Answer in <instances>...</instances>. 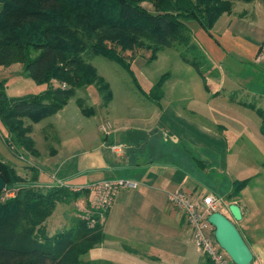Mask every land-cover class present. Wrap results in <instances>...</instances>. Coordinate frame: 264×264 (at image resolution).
Masks as SVG:
<instances>
[{"label": "trees", "instance_id": "1", "mask_svg": "<svg viewBox=\"0 0 264 264\" xmlns=\"http://www.w3.org/2000/svg\"><path fill=\"white\" fill-rule=\"evenodd\" d=\"M234 1L0 0V66L22 62L30 77L48 83L40 93L10 97L0 79V120L6 129L3 138L7 145L16 154L15 148L37 154L32 123L57 113L85 85H95L105 103L111 102L110 84L89 61L91 55L103 56L133 73L126 51L151 50L154 59L162 49L180 47L182 59L197 69L210 91L207 77L213 73V64L196 43L188 22L195 19L211 31L224 13H231ZM143 2L152 4L153 9ZM169 75H162L149 91L135 81L149 101L161 106ZM77 103L85 115L93 114L86 101L79 98ZM238 103L258 113L264 135V109L255 102ZM26 119L31 121L28 125ZM136 149L133 147V151ZM194 160L208 169L209 161L196 156ZM34 172L33 186L20 185L26 181L24 177L0 159V177L6 182L0 193V264H100L82 257L104 241L105 222H100L98 213L92 217L93 225L77 216L70 227L50 235L45 223L57 204L76 199L81 192L75 194L65 187L41 188L36 185L38 171ZM249 182L235 180L226 199L236 200ZM10 193L14 196H8Z\"/></svg>", "mask_w": 264, "mask_h": 264}, {"label": "rangeland", "instance_id": "2", "mask_svg": "<svg viewBox=\"0 0 264 264\" xmlns=\"http://www.w3.org/2000/svg\"><path fill=\"white\" fill-rule=\"evenodd\" d=\"M143 5L149 9H153V5L148 2H143ZM229 20L231 21L229 22ZM188 24L195 34L196 43L205 51L207 55L206 59H209L213 64V73L206 72L207 74L209 73L207 77L208 88L212 92L219 88H225L226 90H223L222 93L227 92L232 95L229 99L230 102L222 99L221 96L213 101H208L204 79L194 66L182 59L180 47L162 49L154 59H151L153 55L151 50L136 49L134 51H126L125 56L132 63L131 69L133 73L122 65L103 56L91 55L89 56V61L110 84V89L113 93L111 102L109 104L105 103L104 97L99 93L95 85H85L77 90V96L68 100L63 110L52 115L53 117L50 116L55 121V125L50 124L48 127L44 125L46 122L45 118L43 119L44 121L42 120V126H45V128L42 129L40 125L41 127L34 128V133L39 135V145L41 144L40 149L42 152H46L47 150L44 147H52L54 145L57 148L58 146L55 144L57 138V132L55 131L57 130L49 127H58L60 123L63 124V121L60 120L65 118L71 122L73 115L80 112L77 103V99L79 98L93 107L98 116H103V121L100 119L98 123V127L102 126L101 129L103 131H110L114 128L113 119L118 118V122H138L142 118L148 120L153 117L152 114L155 115L156 113L155 117L159 119V127H164L172 135L171 137L180 140L177 143L194 146V153L196 155L201 158H207L211 162L207 175L204 172L202 173L209 178L208 184H204L203 176L189 174L190 181L198 185L197 193L194 195L199 196L203 193H212L209 188L211 185L214 186L217 193H220V190L229 189L232 181L235 179H250L249 184L244 188V196L246 203L254 211V215L250 221L241 219L236 220V222L239 225H243L249 221L251 230L254 229L255 223H259L261 228H264V202L262 201L263 197L260 198L261 195H264V135L260 130L261 118L255 110L239 107L232 103L234 102L233 96H235L236 90L243 89L248 93L258 92L260 100L255 101L251 98V101L264 109L263 0H254L253 2L234 1L231 13H224L211 31H206L195 19L189 20ZM229 41H233V44L238 41L240 44L235 49V47L229 45ZM255 47L257 48L256 55L252 57L245 54L247 49L252 50ZM204 67L208 69L209 65H205ZM165 73L170 75L164 83L165 95L161 106H159L149 101L142 94L136 81L143 89L149 91ZM0 79L4 80L6 92L10 97L37 94L48 87V83L37 82L30 77L22 62L1 65ZM53 85L57 86L58 84L53 82ZM250 96L252 97V95ZM242 97L247 98V96ZM247 99L250 100V98ZM170 100L175 103L177 109H175V106L169 107ZM190 105H194L205 115L210 114L213 108L221 114L228 116L223 117L225 125L219 127V135L214 136L207 131L204 133L198 132L196 127L200 123H204L201 120L202 118H195L193 115L198 113H187L185 118L191 122L193 121V123L192 125L183 124L177 112L181 116V114L189 110ZM81 114L83 113L81 112ZM97 115L95 116L96 119L98 118ZM84 117L77 116L78 119H82L81 124L86 125L87 120L95 122V118L88 119ZM229 117L236 119L238 122L229 123ZM30 122V120L26 119L27 125ZM79 122L80 120L77 121V123ZM34 124L32 123V126ZM234 124H237L239 127L234 126ZM68 125L77 126L74 122ZM98 127L92 125L89 129V133L95 131L98 138L91 142L83 141L84 145L81 143L77 153L72 158L58 159V166L52 165V162L57 159L49 161L43 165V170H40L39 179L49 184L54 183L56 179H63L62 183L65 185L56 183L55 185L41 188H45L46 190H56L63 187L71 189L72 186L84 187L93 181L103 179V171L89 166V160L87 159L103 154V143L107 139L104 133H102L103 131L101 132ZM44 133L48 135V137L45 136L47 138L45 139L46 141L43 138ZM73 133H77L76 130ZM120 134V132L118 134L116 132V143L121 144L127 154L129 149L132 152L133 147L125 145L120 141ZM4 135H6V129L0 120V153L2 154H0V159L12 165L17 173L24 177L26 181L20 185L33 186L30 184L35 174V168H32L33 164L23 159V149L15 148L19 156L16 155L7 145L3 138ZM142 145L138 149L144 150L147 146L146 143H142ZM155 145L158 148L162 146L159 140L155 142ZM205 147L214 148L218 155L205 154ZM66 151L67 149L62 153H66ZM27 154L32 155L29 152ZM186 157L191 163L192 158L189 155H186ZM75 163L78 164L76 169L74 168ZM190 166L194 167V164H190ZM27 180L30 181L27 182ZM255 189L261 193H257ZM82 190H73V192L76 194V192L78 193ZM10 196H14V194L12 193ZM220 201V210H222V208L226 207V200L223 196H220ZM71 208L72 200L64 199L60 201L53 215L47 219L48 222L46 221L48 223L46 224L47 229L51 232H57L58 230H64L63 228L70 227L69 216L73 215L72 218H75L73 209ZM77 213L78 216L79 212ZM229 218L233 220V217L229 216ZM252 232L256 233L254 230ZM185 235L187 237L189 233L185 232ZM257 236L263 238L264 230L261 229ZM190 252L192 253L189 256H157L161 258H155V260L150 258L137 260L131 256H122L123 253L118 250V247L109 246L107 249H104L102 242L92 248L82 259L90 262L98 261L100 264H200L201 261L204 264L205 262L208 263L207 256H199L196 252L194 253L192 245L188 248V253L190 254Z\"/></svg>", "mask_w": 264, "mask_h": 264}, {"label": "crops", "instance_id": "3", "mask_svg": "<svg viewBox=\"0 0 264 264\" xmlns=\"http://www.w3.org/2000/svg\"><path fill=\"white\" fill-rule=\"evenodd\" d=\"M230 21L231 20H229V22ZM238 44H240V42L238 41L234 44L233 41H229V45L235 47V49H237ZM256 51V47L252 50L247 49L245 54L253 57L254 55H256ZM223 90L225 91L226 89L219 88L214 92H212L211 89L210 91H207L208 101H213L221 96L222 99L228 100L230 102L229 99L232 95L227 92L222 93ZM250 95H252V97ZM259 95L260 94L258 92L248 93L243 89H237L234 96V102L232 103L236 104L239 107L253 110L249 107H245L239 104L238 101L246 100L248 102H253L251 101V98H253L255 101L260 100L258 98ZM242 96H247V98H250V100ZM173 106H175V109H177L175 103L170 100L169 107L172 108ZM61 110H63V108ZM81 112L82 111L80 109V112L78 114L73 115V119L71 120V122L76 123L77 126L75 127L69 126L68 124L71 122L66 118L60 120L63 121V124L60 123L58 127H49L53 130H57L55 131L57 132L55 144H57L58 147L55 148L54 145L52 147H44L45 149H47L46 152H42V150L40 149L41 144L39 145V135L34 133V128L41 127L44 120L35 123L32 126L33 128L31 131V135L35 141V146L38 152L36 155H29L27 154L28 151H23V159L33 164L32 168H35V170L38 171V176L40 170H43L44 168L43 165H45L47 162L57 159L56 161L52 162V165L58 166V159L69 157L72 158V156L77 153V150L79 149L81 143L84 145L83 141L91 142L92 140L94 141L98 138L96 132L92 131L89 133V129L92 125L94 127H98L100 119L103 121V116H98L95 111H93V114L89 116L85 115L82 112L88 119L95 118L96 115L98 116L97 119L95 118V122L87 120V124L85 125L81 124V118L84 117ZM190 112L198 113L193 115L195 116V118H202L201 120H203L204 122L200 123L196 127L198 129V132L204 133L205 131H207L214 136L219 135V127L221 125H225L223 117H228L214 110L213 108L210 114L205 115L200 109L196 108L194 105H190L189 110L181 114V116L179 112H177L178 116L181 117L183 124L187 123L189 125H192L193 121L191 122L185 118V116H187V113L189 114ZM78 115L81 118L78 119ZM152 116L153 117L148 120L142 118L138 122H118V118H112L114 121V128L110 131H103L101 129L102 126H100V128L98 127L101 132L103 131L102 133H104L107 141L103 143V154H100L97 157L94 156L93 158H87L89 160V166L102 170L103 179L110 177H124L140 181V185L136 189L121 190L118 193L113 205L109 208L106 214L104 225L105 239L103 241V248L107 249V247L109 246H115L118 247V250L122 251V256H131L132 258L137 260H146L147 258L155 260V258H161L157 256H189L192 252H190L189 254L188 248L192 245L194 247V253L196 252V254H198L199 256L206 257L198 251L196 243L193 239L191 228L186 223L179 210L171 204L168 195L169 192L178 189H184L189 193L196 194L198 185L190 181L189 174L192 173L194 175L203 176L204 184H208L209 178H207L205 175H207L209 171L211 162L207 158H202L209 161L208 169H202L194 160V156L201 158L194 153V146L177 143L180 140L171 137L172 135H170V133H168V131L164 127L158 126L159 119H156V113L155 115L152 114ZM229 118V123L238 122L234 118ZM78 120H80L79 123H77ZM45 121L46 122L44 125H46L47 127L50 124L55 125V121H53V119H51L50 117L46 118ZM83 121L85 123L84 119ZM234 126L238 125L234 124ZM41 128L44 129L45 126H42ZM128 128H139L146 130L149 133V137L143 143H146L147 146L144 150L136 149L130 152L129 149L128 154L125 151L123 155H118L116 153L115 155L111 150V145L116 143V132L118 134L119 132L121 133ZM233 128L236 129L235 127ZM74 130H76L77 133L74 134ZM45 136L48 137V135L45 134L44 137L42 135L44 141H46L45 139H47L45 138ZM63 139H65V141L62 142ZM158 140L160 144H162V146L159 148L157 145H155V142ZM205 148V154L218 155L214 148ZM66 149V153H62ZM16 155L19 156V154ZM186 155H189L192 158L193 162L191 161L190 163V160L186 157ZM190 164H194V167L190 166ZM77 167L78 164L75 163L74 168L76 169ZM203 172L205 173V175L202 174ZM62 180L56 179L54 183L49 184L46 181L39 179L38 177L36 185L39 187L52 186L56 183H62ZM66 180L69 181V179L67 178ZM234 181H232V184ZM232 184L229 189L220 190V193H217L213 185L209 186V188L212 191L211 194H215L219 198L220 196H223L225 198L226 207L222 208V210H220L221 212L226 214L228 217H233L228 207L231 203H237L241 208L243 216L242 219L250 221V219L254 215V211L245 201L244 189L236 200L228 201L226 199L228 193L232 189ZM77 187L80 186H72L71 189ZM256 189L255 191H257V193H261ZM89 197L90 193L88 191H81L79 197L72 200L71 209H73L75 218H77V212H79V205L87 204L89 201ZM261 197H263L262 201L264 202V195H261L260 198ZM69 215H71V213H69ZM69 217L71 224L72 220H74L75 218H72L73 215ZM233 221L239 227L243 237L247 241L254 254V259L251 264H264V237L262 238L257 236L259 231L261 229L264 230V228H261V225L259 223H255L253 230L256 233H253L249 221H247L243 225H239L234 218ZM46 224L48 223H45V226L47 228ZM47 232L50 235L56 233V231L51 232L48 229ZM185 232L189 233L187 237L185 235ZM206 259L207 261L209 260L207 257ZM200 264L204 263H202L201 261ZM205 264L211 263L208 261V263L205 262Z\"/></svg>", "mask_w": 264, "mask_h": 264}, {"label": "built area", "instance_id": "4", "mask_svg": "<svg viewBox=\"0 0 264 264\" xmlns=\"http://www.w3.org/2000/svg\"><path fill=\"white\" fill-rule=\"evenodd\" d=\"M65 87L66 84H63ZM107 131V130H105ZM112 151L118 155L125 153L124 147L118 143L112 144ZM140 181L124 177H110L94 181L87 186L73 188V190H87L90 193L87 204L78 207L79 217L89 220L94 213H98L100 222L104 223L106 213L113 205L118 193L123 189H136ZM12 193L8 194L10 196ZM169 201L184 217L192 230L193 239L198 251L207 256L214 264H235L229 254L223 249L215 238V226L209 221V216L220 211V198L215 194L207 193L195 196L184 189L169 192Z\"/></svg>", "mask_w": 264, "mask_h": 264}, {"label": "water", "instance_id": "5", "mask_svg": "<svg viewBox=\"0 0 264 264\" xmlns=\"http://www.w3.org/2000/svg\"><path fill=\"white\" fill-rule=\"evenodd\" d=\"M149 137L146 130L128 128L120 134V141L125 145L139 148ZM6 182L0 177V193L5 190ZM229 211L235 220L242 219L241 208L237 203L229 204ZM209 221L215 226V238L225 249L235 264H251L254 254L243 237L236 223L221 211H215L209 216Z\"/></svg>", "mask_w": 264, "mask_h": 264}]
</instances>
